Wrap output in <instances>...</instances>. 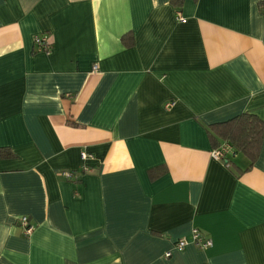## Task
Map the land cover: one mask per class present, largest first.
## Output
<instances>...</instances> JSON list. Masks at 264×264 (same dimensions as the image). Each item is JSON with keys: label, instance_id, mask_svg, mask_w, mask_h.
Segmentation results:
<instances>
[{"label": "crops", "instance_id": "obj_1", "mask_svg": "<svg viewBox=\"0 0 264 264\" xmlns=\"http://www.w3.org/2000/svg\"><path fill=\"white\" fill-rule=\"evenodd\" d=\"M242 112L264 0H0V264H264V138L230 168L207 129Z\"/></svg>", "mask_w": 264, "mask_h": 264}, {"label": "trees", "instance_id": "obj_2", "mask_svg": "<svg viewBox=\"0 0 264 264\" xmlns=\"http://www.w3.org/2000/svg\"><path fill=\"white\" fill-rule=\"evenodd\" d=\"M170 1L175 5L179 2ZM122 40L126 45L131 44L130 38H126V35L122 36ZM207 129L214 148H219L222 144L228 145L232 152L241 153L247 159L248 166L256 160L264 138V122L256 114L242 112L225 121L212 123ZM11 155L0 148V156ZM224 163L230 168L235 164L229 156L225 157Z\"/></svg>", "mask_w": 264, "mask_h": 264}, {"label": "built area", "instance_id": "obj_3", "mask_svg": "<svg viewBox=\"0 0 264 264\" xmlns=\"http://www.w3.org/2000/svg\"><path fill=\"white\" fill-rule=\"evenodd\" d=\"M176 18L178 20L183 19L182 16L180 15L179 11H176ZM34 40H35V43H36L38 50H42V51H48L49 50L50 43L47 41V38L44 35H36ZM167 105H169V103H167L166 106ZM231 152H232L231 148L228 145H223L219 148L212 150V155L215 158L223 159V157H225V155H227ZM81 157L83 159H85L87 157V154L82 152ZM82 169L85 170L86 167L82 166ZM63 174L67 178H70L73 175V173L70 171H65ZM18 222H19L20 226L22 227L24 234L27 235L32 231L33 226H32V224L29 223L27 216H24V215L20 216L18 218ZM189 242H192V243H194L200 247H207L211 244V239L202 236L201 233L199 232V230L194 228V229H192V231L188 237L179 238L175 242L174 246L176 249H182ZM164 255L168 256V255H170V252L166 251Z\"/></svg>", "mask_w": 264, "mask_h": 264}]
</instances>
